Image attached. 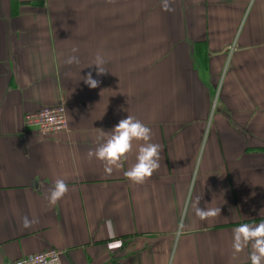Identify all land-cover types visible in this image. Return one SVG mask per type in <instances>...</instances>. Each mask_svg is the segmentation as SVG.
<instances>
[{
	"label": "crops",
	"instance_id": "1",
	"mask_svg": "<svg viewBox=\"0 0 264 264\" xmlns=\"http://www.w3.org/2000/svg\"><path fill=\"white\" fill-rule=\"evenodd\" d=\"M57 104L65 131L26 127ZM129 114L162 149L143 184L124 175L142 142L110 174L89 156ZM197 201L221 215L200 220ZM260 222L264 0H0V264L47 249L64 264H251L233 229Z\"/></svg>",
	"mask_w": 264,
	"mask_h": 264
},
{
	"label": "clouds",
	"instance_id": "2",
	"mask_svg": "<svg viewBox=\"0 0 264 264\" xmlns=\"http://www.w3.org/2000/svg\"><path fill=\"white\" fill-rule=\"evenodd\" d=\"M73 53L78 49L73 48ZM76 55L69 56L66 63L69 65L79 64ZM105 58L97 53L92 64L95 66L96 76H102L108 72L105 68ZM84 83L90 88L95 89L100 86L101 81L93 78L91 72L83 77ZM99 138L97 147L89 152V156H95L102 161L105 172L110 174L113 169H120L127 160L128 155L133 151L134 142L139 144L136 154V162L132 164L124 175L132 183L143 184L151 178L160 167L161 146L152 142V130L139 119L132 115L121 119L111 132L105 133ZM69 191L64 179H56L53 187L48 194V201L55 205ZM195 214L200 220H208L221 215L220 207H199L198 201L195 207ZM25 226H28L27 220ZM251 247L249 259L251 264H264V222L258 224L242 223L233 229L232 248L234 253H239L245 248Z\"/></svg>",
	"mask_w": 264,
	"mask_h": 264
},
{
	"label": "built area",
	"instance_id": "3",
	"mask_svg": "<svg viewBox=\"0 0 264 264\" xmlns=\"http://www.w3.org/2000/svg\"><path fill=\"white\" fill-rule=\"evenodd\" d=\"M26 127L39 133H58L67 129V111L64 104L50 105L24 116ZM63 253L57 249H47L39 253L18 258L7 264H64Z\"/></svg>",
	"mask_w": 264,
	"mask_h": 264
},
{
	"label": "rangeland",
	"instance_id": "4",
	"mask_svg": "<svg viewBox=\"0 0 264 264\" xmlns=\"http://www.w3.org/2000/svg\"><path fill=\"white\" fill-rule=\"evenodd\" d=\"M158 59H161V55H160V53H159V55L157 56L156 55V57H155V60H156V67H160V63H159V61H158ZM158 75V74H157ZM214 104V103H213ZM212 107H213V105H212Z\"/></svg>",
	"mask_w": 264,
	"mask_h": 264
}]
</instances>
